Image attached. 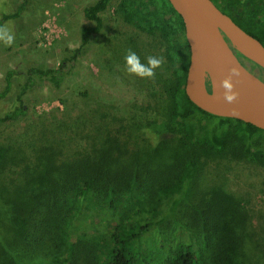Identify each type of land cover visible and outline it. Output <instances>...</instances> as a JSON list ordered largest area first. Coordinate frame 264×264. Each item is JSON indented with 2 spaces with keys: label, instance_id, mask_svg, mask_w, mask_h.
Returning <instances> with one entry per match:
<instances>
[{
  "label": "trees",
  "instance_id": "obj_1",
  "mask_svg": "<svg viewBox=\"0 0 264 264\" xmlns=\"http://www.w3.org/2000/svg\"><path fill=\"white\" fill-rule=\"evenodd\" d=\"M110 1L97 0L85 8V16L96 25L82 29V47L90 34L100 32L101 13ZM214 1L264 43V0ZM28 2L3 13L0 25L20 17ZM120 9L163 45L167 68L157 72L153 83L159 115L131 121L136 135L128 134L127 124L100 129L92 146L72 156L53 145L42 146L34 165L22 166L7 181L2 171L13 157L0 153V264H264V249L254 254L257 244L244 228L239 230L245 223L243 207L219 184L201 194L195 185L196 191L183 197L182 214H172V222L165 211L146 207L165 198L181 199L193 170L232 149L261 159L263 151L253 140L264 129L210 113L191 99L190 45L183 19L169 0H122ZM64 68V62L59 68L34 67L29 82L36 74L59 87L67 76ZM14 74L8 71V88L0 96L8 92ZM206 85L211 93L209 76ZM26 90L24 85L20 105L0 115V124L26 112ZM139 136L140 143L135 141ZM133 143L139 147H131ZM178 206L172 203V211Z\"/></svg>",
  "mask_w": 264,
  "mask_h": 264
},
{
  "label": "rangeland",
  "instance_id": "obj_2",
  "mask_svg": "<svg viewBox=\"0 0 264 264\" xmlns=\"http://www.w3.org/2000/svg\"><path fill=\"white\" fill-rule=\"evenodd\" d=\"M96 1L29 0L20 17L8 22L15 41L11 46L0 42V92L8 88V71L15 70L16 74L6 95L0 96V115L20 105L18 96L24 85L27 90L22 96L26 112L0 124V153L13 157L2 171L4 181L16 177V171H21L22 166H33L42 146L53 145L64 151L65 156H72L89 144L92 146L100 129L108 131L109 125L114 128L127 124L128 134L136 135L139 131L130 126L131 121L154 119L159 115L155 79L130 76L125 71L124 57L129 49L142 62L149 55L163 56L161 40L131 22L120 9L122 0H111L101 13L100 32L90 34L89 43L82 47V29L96 25L85 16L84 10ZM21 3L22 0H0V17L16 11ZM78 49L80 52L72 60ZM241 60L264 80L261 67L244 57ZM63 62L67 76L61 86L36 74L29 82L28 72L32 68H59ZM142 140L139 136L135 141ZM253 142L256 149L263 151L261 159L240 156L232 149L224 158L193 170L189 189L181 199L165 198L146 203V207L165 211L166 220L172 222V214H182L183 197L192 195L195 185L201 194L210 185L219 184L243 207L245 223L239 224V230L244 228L250 241L257 244L252 249L256 254L257 249H264V134L255 136ZM136 145L133 143L131 147ZM5 148L10 150L6 152ZM1 184L0 180V193ZM172 203L179 205L175 211ZM56 259L62 262L60 256Z\"/></svg>",
  "mask_w": 264,
  "mask_h": 264
},
{
  "label": "water",
  "instance_id": "obj_3",
  "mask_svg": "<svg viewBox=\"0 0 264 264\" xmlns=\"http://www.w3.org/2000/svg\"><path fill=\"white\" fill-rule=\"evenodd\" d=\"M181 15L187 41L190 45V65L187 78V93L204 110L224 117L243 120L264 129V105H258L252 96L249 84L255 83L264 87L259 79L238 56L241 53L246 59L264 69V43L242 28L228 13L223 11L214 0H169ZM202 28L207 35L209 53L202 54L196 47V30ZM236 68L239 76H233V91L238 98L228 103L223 98L225 89L222 81L228 77L230 70ZM194 70L204 71L212 82V92L204 88L209 95L215 92V84L221 92L223 107L213 109L199 102L190 91Z\"/></svg>",
  "mask_w": 264,
  "mask_h": 264
},
{
  "label": "clouds",
  "instance_id": "obj_4",
  "mask_svg": "<svg viewBox=\"0 0 264 264\" xmlns=\"http://www.w3.org/2000/svg\"><path fill=\"white\" fill-rule=\"evenodd\" d=\"M15 41L13 30L7 25H0V42L6 46H11ZM146 62H142L140 56L129 49L124 57L125 71L142 79H155L157 69H163L165 60L163 56L149 55L145 58ZM233 76H239V71L236 68L230 70V74L222 81V87L225 89L223 98L228 103H233L238 98V92L233 91L234 84L232 83Z\"/></svg>",
  "mask_w": 264,
  "mask_h": 264
},
{
  "label": "bare ground",
  "instance_id": "obj_5",
  "mask_svg": "<svg viewBox=\"0 0 264 264\" xmlns=\"http://www.w3.org/2000/svg\"><path fill=\"white\" fill-rule=\"evenodd\" d=\"M197 50L202 54L209 53V44L206 32L202 28H198L195 34ZM252 72V71H251ZM256 75V74H255ZM257 76V75H256ZM206 74L204 71L194 70L192 73V84L190 91L194 97L204 105H207L213 109L222 108L224 103L222 95L218 89V85L215 84V93L211 96L207 93L204 88ZM259 79L264 81L262 78L257 76ZM250 91L258 105H264V87L255 83L249 84Z\"/></svg>",
  "mask_w": 264,
  "mask_h": 264
}]
</instances>
